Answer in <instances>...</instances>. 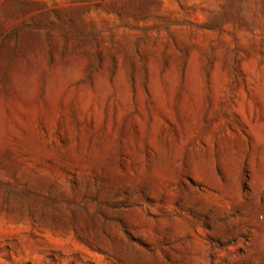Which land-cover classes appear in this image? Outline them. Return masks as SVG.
Listing matches in <instances>:
<instances>
[{
	"label": "rangeland",
	"instance_id": "1",
	"mask_svg": "<svg viewBox=\"0 0 264 264\" xmlns=\"http://www.w3.org/2000/svg\"><path fill=\"white\" fill-rule=\"evenodd\" d=\"M0 264H264V0H0Z\"/></svg>",
	"mask_w": 264,
	"mask_h": 264
}]
</instances>
